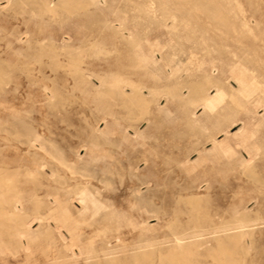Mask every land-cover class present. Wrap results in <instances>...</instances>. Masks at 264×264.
<instances>
[{
	"label": "rangeland",
	"instance_id": "374dc122",
	"mask_svg": "<svg viewBox=\"0 0 264 264\" xmlns=\"http://www.w3.org/2000/svg\"><path fill=\"white\" fill-rule=\"evenodd\" d=\"M12 1L0 0V193L22 199L23 219L11 212L0 218V264H171L177 241L189 262L212 264L216 237L227 232L234 235V264H264V122L247 128L261 146L260 173L246 175L216 148L264 114L256 102L264 100V0ZM67 54L85 62L75 67ZM241 69L252 88L259 86L254 99H228L203 114L199 103L180 106L168 92L207 76L238 88ZM134 85L145 95L152 87V108L160 103L161 113H140L126 101ZM190 110L201 119L196 127L188 123ZM222 127L228 132L215 141L206 137ZM187 141L205 147L202 156L190 154L192 171L179 154ZM83 188L100 200L98 212L84 211ZM195 195L200 205L190 201ZM64 209L69 217L59 220ZM229 209L253 221L228 225ZM50 211L53 217L36 219Z\"/></svg>",
	"mask_w": 264,
	"mask_h": 264
},
{
	"label": "bare ground",
	"instance_id": "6f19581e",
	"mask_svg": "<svg viewBox=\"0 0 264 264\" xmlns=\"http://www.w3.org/2000/svg\"><path fill=\"white\" fill-rule=\"evenodd\" d=\"M14 1V0H13ZM12 1V2H13ZM45 1V0H44ZM50 1V0H49ZM78 1V0H77ZM11 2V3H12ZM14 2H17V1H14ZM18 2H20L19 0H18ZM47 2V1H46ZM63 2V1H62ZM90 2V1H89ZM20 3H22V2H20ZM49 3V2H48ZM60 3V2H59ZM16 4V3H15ZM15 4L13 5V6H15ZM36 4V3H35ZM38 4V3H37ZM56 4V3H55ZM80 4V3H79ZM84 4V3H83ZM9 5H11V4H9ZM8 5V6H9ZM23 5V4H22ZM68 5V4H67ZM21 6V5H20ZM39 6V5H38ZM41 6V5H40ZM54 6H57V5H54ZM11 7H12V5H11ZM17 7H18V5H17ZM45 7V6H44ZM77 7V6H76ZM75 7V8H76ZM86 7V6H85ZM19 8V7H18ZM17 8V9H18ZM22 8V7H21ZM42 8V7H41ZM2 9V8H1ZM4 9V8H3ZM9 9V8H8ZM53 9V8H52ZM56 9V8H55ZM65 9V8H64ZM77 9V8H76ZM11 10V9H10ZM15 10V9H14ZM19 10H21V9H19ZM43 10V9H42ZM1 11V10H0ZM46 11V10H45ZM12 12H13V10H12ZM16 12H17V10H16ZM44 12V11H43ZM50 12V11H49ZM19 13V12H18ZM41 13V12H40ZM42 14V13H41ZM22 15V14H21ZM40 15V14H39ZM25 17V16H24ZM249 17V16H248ZM19 18V17H18ZM17 18V19H18ZM244 18V17H243ZM22 19V18H21ZM258 20V19H257ZM225 21V20H224ZM238 22V21H237ZM261 22V21H260ZM233 23V22H232ZM100 24V23H99ZM102 24V23H101ZM225 24V23H224ZM236 24H238V23H235V25ZM264 24V23H263ZM222 25V24H221ZM225 25H227V24H225ZM224 25V26H225ZM237 26H239V24L237 25ZM231 27H234V25L233 26H231ZM113 28V27H112ZM238 29L240 28V27H237ZM241 28H242V26H241ZM262 29V28H261ZM244 30H246V29H244ZM239 31V30H238ZM241 31H243V30H241ZM224 32V31H223ZM226 32H224V34H225ZM259 33V32H258ZM12 34V33H11ZM20 34V33H19ZM240 34V33H239ZM262 36V35H261ZM124 37V36H123ZM3 38H6V36L5 37H3ZM21 38V37H20ZM261 38V37H260ZM224 39H226V38H224ZM263 39V38H262ZM217 40V39H216ZM224 41V40H223ZM241 41V40H240ZM259 41V40H258ZM84 42V41H83ZM11 43V42H10ZM97 43V42H96ZM132 43V42H131ZM259 43V42H258ZM37 44V43H36ZM44 44V43H43ZM54 44V43H53ZM260 44V43H259ZM9 45V44H8ZM55 45V44H54ZM67 45H71V44H68L67 43ZM258 45V44H257ZM263 45V44H262ZM53 46V45H52ZM63 46V45H62ZM51 47V46H50ZM59 47V46H58ZM57 47V48H58ZM70 47H72V46H70ZM135 47V46H134ZM55 48H56V46H55ZM66 48V47H65ZM68 48H69V46H68ZM68 48H66V49H68ZM80 48V47H79ZM83 48V47H82ZM91 48V47H90ZM259 48V47H258ZM65 49V50H66ZM72 49V48H71ZM77 49V48H76ZM44 49H42V51H43ZM48 50H49V48H48ZM51 50V49H50ZM54 50V49H53ZM57 50V49H56ZM74 50V49H73ZM239 50H240V48H239ZM250 50V49H249ZM260 50V49H259ZM258 50V51H259ZM41 51V50H40ZM39 51V52H40ZM46 52H49V51H47V50H45ZM45 51H43V52H45ZM63 51V50H62ZM255 51H257V50H255ZM38 52V51H37ZM54 52V51H53ZM58 52V51H57ZM56 52V53H57ZM70 51H68V53H69ZM89 52V51H88ZM113 52H114V50H113ZM241 52V51H240ZM249 52V51H248ZM252 52V51H251ZM261 52V51H260ZM22 53V52H21ZM42 53V52H41ZM50 53V52H49ZM55 53V52H54ZM66 53V52H65ZM250 53V52H249ZM17 54H18V51H17ZM20 54V53H19ZM28 54V53H27ZM35 54V53H34ZM37 54V53H36ZM36 54H35V56H36ZM43 55L45 54V53H42ZM51 54V53H50ZM61 54V53H60ZM64 54V53H63ZM72 54H74V53H72ZM71 54V56L70 55H68V56H70L69 57V63L70 64H73L75 67H76V64H78V63H80V62H82L84 59L83 58H85L83 55L82 56H78V57H75V56H73ZM260 54V53H259ZM20 55H22V54H20ZM25 55V54H24ZM23 55V56H24ZM39 55H40V53H39ZM39 55L37 56V58H39ZM46 55V54H45ZM54 55V54H53ZM76 55V54H75ZM87 55V54H86ZM96 55V54H95ZM238 55V54H237ZM2 56V55H1ZM27 56H30V55H27ZM34 56V55H33ZM62 56H64V55H62ZM68 56H67V58H68ZM240 56V55H239ZM264 56V55H263ZM3 57V56H2ZM24 57H26V56H24ZM31 57V56H30ZM65 57V56H64ZM262 57V56H261ZM49 58L51 59L52 58V56L50 57L49 56ZM58 58V57H57ZM66 58V57H65ZM243 58H245V57H243ZM255 58V57H254ZM3 59V61H5L4 60V58H2ZM26 59V58H25ZM28 59V58H27ZM31 59V58H30ZM32 59H34V58H32ZM53 59H55L54 58V56H53ZM86 59V58H85ZM221 59H222V57H221ZM224 59V58H223ZM232 59V58H231ZM242 59V58H241ZM249 59V58H248ZM17 60V59H16ZM29 60V59H28ZM42 60V59H41ZM59 60H60V58H59ZM62 60V59H61ZM233 60V59H232ZM245 60V59H244ZM243 60V61H244ZM252 60H253V58H252ZM252 60H251V62H252ZM258 60V59H257ZM22 61V60H21ZM31 60H29V61H27V62H30ZM36 61V60H35ZM38 61V60H37ZM51 61V60H50ZM53 62H54V60H52ZM55 61H56V59H55ZM67 61V60H66ZM6 62H8L7 60H6ZM16 62V61H15ZM23 62V61H22ZM32 62V61H31ZM38 62H40V61H38ZM58 62H60V61H58ZM64 62V61H63ZM84 62H85V60H84ZM83 62V63H84ZM240 62V61H239ZM245 62H247V61H245ZM254 62H255V59H254ZM253 62V63H254ZM18 63H20V62H18ZM17 63V64H18ZM26 62H24V64H25ZM37 63V62H36ZM57 63V62H56ZM65 63V62H64ZM67 63V62H66ZM68 63V64H69ZM236 63V62H235ZM1 64V63H0ZM3 64V63H2ZM7 64V63H6ZM9 64V63H8ZM60 64V63H59ZM260 64V63H259ZM9 65H13V63L11 64H9ZM22 65V64H21ZM58 65V64H57ZM62 65V64H61ZM254 65V64H253ZM257 65V64H256ZM7 66V65H6ZM51 66H53L52 64H51ZM67 66H70V65H67ZM66 66V67H67ZM72 66V65H71ZM252 66V65H251ZM255 66V65H254ZM260 66V65H259ZM258 66V67H259ZM10 67V66H9ZM8 67V68H9ZM54 67H57L56 66V64H55V66ZM64 67V65H62V68ZM77 67H79V66H77ZM244 67H245V65H244ZM250 67V66H249ZM257 67V66H256ZM261 67V66H260ZM2 68V67H1ZM4 68H6V67H4ZM25 68V67H24ZM58 68V67H57ZM27 69V68H26ZM29 69V68H28ZM27 69V70H28ZM53 69V68H52ZM250 69H252V68H250ZM254 69V68H253ZM258 69V68H257ZM79 70V69H78ZM264 70V69H263ZM2 71H4V70H2ZM75 71V70H74ZM76 71H77V69H76ZM259 69H258V72L257 73H259ZM262 71V70H261ZM7 72V71H6ZM29 72V71H28ZM27 72V73H28ZM32 72V71H31ZM69 72V71H68ZM71 72H72V68H71ZM83 72V71H82ZM263 72V71H262ZM0 73H5V71L4 72H1L0 71ZM9 73V72H8ZM11 73H13V72H11ZM16 73V72H15ZM40 73V72H39ZM73 73V72H72ZM79 73V72H78ZM261 73V72H260ZM259 73V74H260ZM31 74V73H30ZM29 74V75H30ZM45 74V73H44ZM77 74V73H76ZM75 74V75H76ZM7 75V74H6ZM16 75V74H15ZM14 75V76H15ZM17 75H19L18 77H20V74H17ZM16 75V76H17ZM26 75V74H25ZM38 75V74H37ZM58 75V74H57ZM258 75V74H257ZM257 75L256 76H254V77H257ZM264 75V74H263ZM11 77H12V75H11ZM47 77H48V75H47ZM56 77V76H55ZM5 78L6 77H4V80H5ZM31 78V77H30ZM41 78H42V76H41ZM3 79V78H2ZM7 79H8V77H7ZM7 79H6V81H7ZM14 79V78H13ZM12 79V80H13ZM49 79V78H48ZM53 79V78H52ZM234 79H235V81L237 82V84H238V88H235V86L231 83V82H228L226 79H224L223 77H210V76H207L206 77V79H205V82L203 83V84H197V83H194V82H192V83H190V84H188V85H179V86H176V85H172V86H169L168 87V92H170L172 95H173V97H175L178 101H179V104H180V106H181V104H182V106L184 105H186V104H188L189 105V103L190 104H194V103H199L202 107H203V109H204V111H203V114H206V113H208V112H211V111H214L220 104H222V103H224V102H227V101H229L228 99H230L232 102H238V100H239V96L240 97H242V98H248L249 100L250 99H254L256 96H254V93H256V90L259 88V86L257 85V84H253V88H255V89H253L252 88V84L249 82V80L247 79V71H245V70H239V72H238V74L237 75H234ZM9 80V79H8ZM88 80V79H87ZM5 81V82H6ZM189 82V81H188ZM2 83V82H1ZM3 83H4V81H3ZM185 84V83H184ZM209 85V86H208ZM123 86V85H122ZM142 86V85H141ZM210 86H214L215 87V93H212L211 91H210ZM187 88V90H188V93L187 94H184V88ZM147 88V87H146ZM147 89H149V88H147ZM151 89H152V87H151ZM149 90V95H145V93H144V91L142 90V88L140 87V86H138V85H134L133 86V89H132V93L131 94H125V97H126V101L127 102H130V103H132L133 105H135V107L139 110V112L140 113H145V114H147V113H149V114H152V113H154V112H156V113H161V111L163 110H161V107H160V103H157L156 105H155V108H152V98H151V94L153 93L152 92V90ZM156 90V89H155ZM212 90V89H211ZM119 91V90H118ZM126 92V91H125ZM160 92V91H159ZM111 93V92H110ZM236 94H238L237 96H236ZM63 96V95H62ZM254 96V98H252ZM241 99V98H240ZM166 100H167V103H169V97H167L166 98ZM247 100V99H246ZM240 101V100H239ZM60 102V101H59ZM155 101H153V103H154ZM244 102L246 103V101L244 100ZM250 102V101H249ZM256 102L259 104V103H264V100H260V99H256ZM243 103V102H242ZM231 104V103H230ZM132 105V106H133ZM244 105V104H243ZM247 104H245V106H246ZM167 106V105H166ZM234 106V105H233ZM235 107V106H234ZM188 108V107H187ZM167 109V108H166ZM168 110V109H167ZM241 110V109H240ZM134 112V111H133ZM261 112V111H260ZM254 113L255 114H258V110L256 109L255 111H254ZM196 114V112L195 111H192V110H190V116H189V125H190V127H196L197 125H198V122L201 120L200 118H199V116H196L195 115ZM233 115V114H232ZM238 115V114H237ZM236 115V116H237ZM138 116H140V114L138 115ZM166 116V115H165ZM203 116V115H202ZM255 120L254 121H252V122H249V120L248 121H245L244 122V126H243V130L241 131V133H238V135H236V137L234 138V140H231V138H229L228 136L226 137V138H224V139H222L221 141H219L218 143H217V146H216V148L218 149V152H221V153H223L224 155H225V157H226V155H227V157L230 159V162L231 163H233L235 166H237V167H239L240 169H241V171L243 172V173H245L246 175H251V174H253V173H260L262 170L261 169H259V156L261 155V146L259 145V144H257V143H255L254 142V138H253V135L247 130V128L248 127H250L251 125H256V124H258L259 122L260 123H262V122H264V114L262 115V117L261 118H258V116L257 115H255V116H252ZM161 118V117H160ZM231 118H232V116H231V113H227L226 115H225V119L227 120V121H229V120H231ZM137 120V119H136ZM233 120V119H232ZM220 122V121H219ZM236 122V121H235ZM222 123H220L219 125H221ZM241 124V123H240ZM264 124V123H263ZM188 125V126H189ZM101 128V127H100ZM189 129V128H188ZM187 129V130H188ZM198 131V130H197ZM220 131H224V132H228V129L226 128V129H224L223 127L222 128H219V130H217V131H215L214 133H210V134H208L206 137L207 138H209V139H211V140H213V141H215V135L218 133V132H220ZM200 132H202V130L200 131ZM35 133V132H34ZM136 133H138V131H136ZM204 133H206L205 131H204ZM31 135V134H30ZM200 135V134H199ZM224 135V134H223ZM35 136V135H34ZM189 136H190V134H189ZM204 136V137H205ZM154 138V137H153ZM189 138V137H188ZM221 138V137H220ZM32 139V138H31ZM197 139H200V137L199 138H197ZM204 140V139H203ZM30 141V140H29ZM186 142V141H185ZM196 142V141H195ZM201 142H202V140H201ZM204 142H205V140H204ZM203 142V143H204ZM199 143V142H198ZM198 143H194L193 141H187V143L185 144L186 146H187V150H184L185 148H183V149H181L180 150V152H179V154L181 155V157L183 156L184 157V159L182 160V162H183V168L186 170V171H192V170H194L195 168H196V166H197V161L195 162V161H191V153L192 152H196V153H198L199 154V156H202L203 154V152L205 151V147H200L199 145H197ZM28 144V143H27ZM184 144V143H183ZM56 145V144H55ZM207 145V144H206ZM205 145V146H206ZM238 146L239 147H241V149H239L238 148ZM182 148V147H181ZM206 149H207V147H206ZM216 150V149H215ZM242 150H244V152L246 153V155H244V153L242 152ZM46 152H49V151H46ZM141 155V154H140ZM146 155L147 154H144V157H146ZM52 156V155H51ZM64 159V158H63ZM147 161H148V158H145ZM152 159V158H151ZM264 159V158H263ZM145 160V161H146ZM41 161V160H40ZM229 161V160H228ZM226 163V162H225ZM263 163V162H262ZM74 165V164H73ZM149 165V164H148ZM136 168V167H135ZM137 169V168H136ZM238 169V168H237ZM236 170V169H235ZM209 171V170H208ZM237 171V170H236ZM84 172V171H83ZM168 172V171H167ZM42 173V172H41ZM57 173V172H56ZM200 173V172H199ZM196 174V173H195ZM237 175H239V174H237ZM4 177V176H3ZM57 177V176H56ZM83 177V176H82ZM85 177V176H84ZM246 177V176H245ZM12 178V177H11ZM58 178H60V177H58ZM255 178V177H254ZM232 179V178H231ZM36 180V179H35ZM65 180V179H64ZM233 181H234V178L232 179ZM259 180V179H258ZM5 180H3V182H4ZM18 181H19V179H18ZM66 181V180H65ZM36 182V181H35ZM147 182V181H146ZM149 182V181H148ZM145 183V182H144ZM78 184H80L79 182H78ZM213 184V183H212ZM77 185V184H76ZM81 185V184H80ZM83 185H85V184H83ZM83 185H81V186H83ZM230 185V184H229ZM7 186V185H6ZM14 186V185H13ZM178 186V185H177ZM231 186V185H230ZM39 187V186H38ZM64 187V186H63ZM77 187V186H76ZM75 187V188H76ZM214 187V186H213ZM213 187H211V188H213ZM9 187H7V189H8ZM218 188V187H217ZM228 188V187H227ZM230 188H232V187H230ZM219 189V188H218ZM226 189V188H225ZM78 190V189H77ZM228 190H230V189H228ZM231 190H233V189H231ZM251 190V189H250ZM2 191V190H1ZM9 191H11V190H9ZM13 191V190H12ZM99 191V190H98ZM247 191V190H246ZM5 192V191H4ZM18 192V191H17ZM20 192V191H19ZM18 192V193H19ZM77 192V191H76ZM230 192V191H229ZM11 193V192H10ZM16 193V192H15ZM215 193V192H214ZM7 194H8V192H7ZM78 194H79V196H80V201L82 202V203H84L83 204V209H84V211L85 212H88V211H91L92 213H96V212H98V210H99V206L97 205L98 204V201H100L98 198H94V197H90L89 195H88V193L84 190V188L82 189V190H80L79 192H78ZM94 194V193H93ZM207 194V193H206ZM205 194V195H206ZM3 194L2 193H0V218L2 217L3 218V216L4 215H8V213H12V215H13V217H14V219L16 220V221H21L23 218V216H22V213L20 212V210L22 209V207H23V201H22V199H20L16 194H13V196L12 197H3L2 196ZM197 195V194H196ZM195 195V196H196ZM233 195V194H232ZM7 196V195H6ZM192 197L191 199H190V201H192V202H194V203H198V202H200L201 201V199H200V196L198 195V196H196V197ZM210 196V195H209ZM36 197V196H35ZM110 197H112V196H110ZM189 197H191V196H189ZM213 196H211V198H212ZM119 198V197H118ZM188 198V197H187ZM203 198V197H202ZM34 199V198H33ZM37 199V198H36ZM113 199V198H112ZM182 199V198H181ZM32 200V199H31ZM35 200V199H34ZM115 200V199H114ZM151 200V199H150ZM40 201V200H39ZM39 201H37V202H35L36 203V205H39L38 204V202ZM116 201V200H115ZM206 201V200H205ZM114 203V202H113ZM118 203V202H117ZM5 204H8L7 206H8V208H7V206L5 205ZM116 204V203H115ZM195 204V205H196ZM198 205H200L199 203H198ZM19 206H21V207H19ZM51 206V205H50ZM108 207V206H107ZM116 207H118V206H116ZM221 207H222V205H221ZM159 210V209H158ZM163 210V209H162ZM180 210V209H179ZM179 210H177V211H179ZM205 210V209H204ZM203 211V210H202ZM243 211V210H242ZM254 211V210H253ZM26 212V211H25ZM29 212V211H28ZM34 212V211H33ZM111 212V211H110ZM255 212V211H254ZM227 216H225V218H224V221H225V223L226 224H228V225H230V224H232L233 222H235L236 220H239V221H244V220H251V221H253L252 220V218H251V216H249V215H247V214H244V213H242V215H240L238 218H236V214H235V212L233 211V210H231V209H229L228 211H227ZM70 214V213H69ZM159 214V213H158ZM240 214V213H239ZM192 215V214H191ZM135 216V215H134ZM198 216V215H197ZM11 217V216H10ZM48 217H53V212L52 211H50V212H48V214H41V215H37V217H36V219L37 218H39V219H41V220H43V219H46V218H48ZM55 217V216H54ZM57 217V216H56ZM68 211H66L65 209L63 210V211H61V212H59V215H58V219L59 220H66V219H68ZM103 217V216H102ZM196 217V216H195ZM27 218V217H26ZM205 218V217H204ZM259 218V217H258ZM6 219V218H5ZM9 219V218H8ZM32 219V218H31ZM188 219V218H187ZM11 220V219H10ZM212 221H213V219H211ZM2 221V220H1ZM9 222V221H8ZM30 222V221H29ZM39 222V221H38ZM20 223V222H19ZM28 223V222H27ZM27 223L25 222V225H27ZM237 223V222H236ZM182 224V223H181ZM216 224V223H215ZM235 224V223H234ZM19 225V224H18ZM24 225V224H23ZM184 225V224H183ZM13 226V225H12ZM168 226V225H167ZM169 226H170V224H169ZM181 226V225H180ZM196 226V225H195ZM232 226V225H231ZM16 227H18V226H16ZM74 227H76L77 228V226H74ZM74 227H73V229H74ZM97 227V226H96ZM174 227V226H173ZM179 227V226H178ZM177 227V228H178ZM13 228V227H12ZM172 228V227H171ZM170 228V229H171ZM175 228V227H174ZM182 228V227H181ZM231 227H228V228H225V229H230ZM246 228V227H245ZM244 228V229H245ZM28 229H29V226H26V228H24V229H21V230H19L18 231V235L19 236H23V235H25L26 233H27V231H28ZM204 229V228H203ZM207 229H208V227H207ZM236 229V228H235ZM94 230V229H93ZM64 231V230H63ZM95 231V230H94ZM185 231H188V230H185ZM182 232V231H181ZM181 232H180V235H182L181 234ZM184 232V231H183ZM195 232V231H194ZM223 232V231H222ZM37 233V232H36ZM61 233H62V231H61ZM186 233V232H185ZM189 233H192V232H189ZM203 233V232H202ZM235 233V232H234ZM174 234V233H173ZM175 234H176V232H175ZM209 234V233H208ZM224 234V233H223ZM252 234V233H251ZM233 234L231 233V232H227V233H225V236H224V239H222V237L220 236H217L216 237V239L218 240V242H219V245H218V254L217 255H214L213 257H214V262L212 263V264H217V262L220 264V263H222V264H234V262H235V258H234V256H233V243H232V239H233ZM241 236V235H240ZM16 237V236H15ZM67 237V236H66ZM175 237V236H174ZM176 237H177V240H181L182 239V237L181 236H179V234H176ZM204 237V236H203ZM207 237H208V235H207ZM215 237V236H214ZM194 238V237H193ZM213 238V237H212ZM184 239V238H183ZM182 239V240H183ZM62 240V239H61ZM190 240V239H189ZM178 243L175 245V243H174V248L173 249H171V251H170V253L167 255V257H168V259L170 260V262H171V264H195V263H192V262H189L187 259H186V257L183 255V252H184V247H183V245H182V243H179V241H177ZM189 242V241H188ZM216 242V241H215ZM105 243V242H104ZM27 244V243H26ZM193 244V243H192ZM195 244V243H194ZM21 246H23L26 250L28 249V246H24V245H21ZM120 247V246H119ZM114 249H115V247H114ZM138 249V248H137ZM155 249V248H154ZM104 250V249H103ZM106 250V249H105ZM13 251V250H12ZM107 251V250H106ZM78 252V251H77ZM99 252V251H98ZM147 253V252H146ZM168 253V252H167ZM166 253V254H167ZM135 254V253H134ZM133 254V255H134ZM143 254V253H142ZM147 254H149V253H147ZM153 254V253H152ZM112 255V254H111ZM114 255V254H113ZM77 256H79L78 254H77ZM104 256V255H103ZM115 256V255H114ZM138 257H139V255H137ZM144 256H145V254H144ZM160 256V255H159ZM163 256H164V254H163ZM217 256V257H216ZM106 257V256H105ZM143 257V256H142ZM149 257V256H148ZM193 257V256H192ZM100 258V257H99ZM108 258V257H107ZM111 258V257H110ZM211 258V257H210ZM209 258V259H210ZM101 259V258H100ZM103 259V258H102ZM114 259V258H113ZM135 259V258H134ZM136 259H138L137 257H136ZM140 259V258H139ZM160 259V258H159ZM166 259V258H165ZM115 260V259H114ZM162 261V260H161ZM89 262V261H88ZM108 263V262H107ZM112 263V262H111ZM122 263V262H121ZM209 263V262H208ZM207 263V264H208ZM30 264H39V262H36V263H30ZM85 264V263H84ZM115 264V263H114ZM133 264V263H132ZM140 264V263H139Z\"/></svg>",
	"mask_w": 264,
	"mask_h": 264
}]
</instances>
